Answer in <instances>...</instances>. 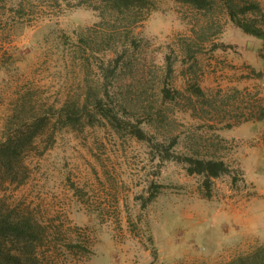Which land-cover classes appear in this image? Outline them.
<instances>
[{
	"label": "rangeland",
	"instance_id": "374dc122",
	"mask_svg": "<svg viewBox=\"0 0 264 264\" xmlns=\"http://www.w3.org/2000/svg\"><path fill=\"white\" fill-rule=\"evenodd\" d=\"M212 1L0 0V140L40 125L0 174V218L32 238L0 234V253L264 264V45ZM181 157L229 174L207 188Z\"/></svg>",
	"mask_w": 264,
	"mask_h": 264
},
{
	"label": "trees",
	"instance_id": "16d2710c",
	"mask_svg": "<svg viewBox=\"0 0 264 264\" xmlns=\"http://www.w3.org/2000/svg\"><path fill=\"white\" fill-rule=\"evenodd\" d=\"M145 0H110L111 8L119 10L124 7L128 9L134 4H143ZM176 2L186 4L197 11H208L212 8V0H175ZM222 6L229 18V21L239 28L244 34L252 36L261 40L264 45V11L260 5L255 1L243 0L237 2L236 0H222ZM264 62V53L261 54ZM18 110V108H17ZM69 118V117H68ZM263 117H258L262 119ZM32 120L29 124L26 123V128H33L31 134L27 138H22L18 135L4 137L0 140V174H14L16 173L15 162L20 158L21 142H32V139L38 134L37 129L40 127L39 123ZM136 136L142 138L141 132L136 131ZM180 160L186 164L185 169L189 175H200L204 177V184L208 188V184L212 179H215L223 174H229L227 165L221 160L199 159L192 157H181ZM1 176V175H0ZM10 233L15 240L28 237L31 240L32 233L26 222L8 221L6 218H0V234ZM28 241V240H27ZM27 244V242H26ZM25 245V243L23 244ZM31 248V247H30ZM24 253L22 252L21 256ZM19 256L0 253V264H19Z\"/></svg>",
	"mask_w": 264,
	"mask_h": 264
}]
</instances>
